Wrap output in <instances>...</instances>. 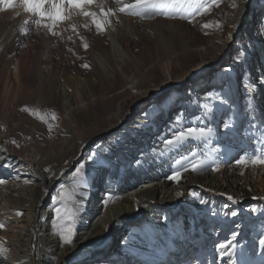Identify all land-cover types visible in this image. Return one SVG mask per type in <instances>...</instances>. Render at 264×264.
<instances>
[{
    "label": "bare ground",
    "instance_id": "bare-ground-1",
    "mask_svg": "<svg viewBox=\"0 0 264 264\" xmlns=\"http://www.w3.org/2000/svg\"><path fill=\"white\" fill-rule=\"evenodd\" d=\"M199 2L169 0L170 8L165 10L175 16ZM230 2L221 0L219 8L213 6L193 24L163 15L141 19L118 13L110 18L112 27L104 34H97L94 27L78 29L89 44L87 50L71 32L70 23L90 24L88 18L74 15L72 21L60 23L56 30L62 32L61 40L31 25V31L21 36L23 22L33 18L16 7L0 12V179L6 181L0 185V222L5 225L0 228V243L7 249L0 252V264L39 260L62 264L61 257L70 253L71 264H165L166 260L184 264L188 252L192 258L204 250V220L209 217L213 225L233 218L227 203L193 191L186 194L185 188L198 182L208 189L230 190L227 179H237L253 164L235 160L223 172H213L209 166L182 172L179 182L167 179L177 167L173 160L192 151L220 166L238 151L239 159L250 157L252 146L247 141L230 146L224 140L220 145V140L227 135L233 140L239 133L259 139L264 132V88L255 79L256 75L264 79L259 73L264 70V41L258 42L264 34V0H248L240 11L230 8ZM105 3L115 7L113 0ZM237 15L238 28L228 40V26ZM216 21L222 22V32L200 27ZM250 57L251 62L260 61L258 73L254 66L248 67ZM85 63L88 68L81 67ZM69 77L79 84L67 83ZM210 92L229 103L216 105L213 122L219 123V132L213 127L204 141L205 151L198 154L192 146L197 141L192 140L165 149L162 141L171 137L173 129L208 123L204 105L215 103ZM35 104L43 107L39 112L53 125L51 132L43 120L21 111L25 106L38 110ZM52 112L56 120L50 119ZM178 118L180 126L174 123ZM225 120L234 122L233 129L223 128ZM13 139L19 148L11 143ZM78 162L86 165V184L78 185L71 176L70 168ZM11 176L19 179L27 198L10 188ZM57 181L49 208L37 213V219L32 209H21L32 203L34 207ZM61 191L71 198L60 199ZM177 191L183 195L176 196ZM144 203L148 205L140 208ZM57 207L76 213L71 246L61 244L53 227ZM109 233L104 248L81 247L97 244ZM139 247L146 253L137 252Z\"/></svg>",
    "mask_w": 264,
    "mask_h": 264
},
{
    "label": "snow or ice",
    "instance_id": "snow-or-ice-1",
    "mask_svg": "<svg viewBox=\"0 0 264 264\" xmlns=\"http://www.w3.org/2000/svg\"><path fill=\"white\" fill-rule=\"evenodd\" d=\"M248 0H231L229 7L237 11L241 10L242 4H247ZM115 7L108 6L105 3V0H0V12H5L6 10L12 9L13 7L21 8L24 13L28 14L33 19L25 20L20 30L19 34L21 36L27 35L31 31L29 25L34 26L37 32L44 30L48 35L52 37H58L61 40L64 39L61 31H57V26L65 21H72L73 16H82L90 20V24L85 22L82 25H77L75 23H70L71 32L73 35L79 37L81 46L87 50L89 44L86 38L81 35L78 31L80 27L84 29L91 30V27H94L97 34H104L106 28L112 27V20L110 18L116 17L118 13L126 14L129 16H137L141 19H152L157 15H163L166 18H179L181 20H187L189 24L195 23L197 16H202L210 12L213 6L219 8L221 0H200L196 5H190L189 9L184 10L183 12L178 11L174 16L173 13L165 9L170 8L169 0H113ZM98 9L99 11L91 10ZM163 10V11H162ZM17 16L20 15L19 12L16 13ZM240 16L237 15L233 22L228 26L231 30L227 33V39L232 40L235 31L238 28V21ZM119 19L116 20V23H119ZM202 29L213 28L215 30L223 31V26L221 21H216L215 23H203L200 25ZM113 30H115L113 28ZM205 35L208 33L205 32ZM73 35H69L67 39L69 41L73 40ZM72 51V49H68ZM243 55V53H238ZM81 67L88 68V64H82ZM210 100L214 101V104H206L205 115L208 120V123L203 126H180L181 119L178 118L174 123L180 127L172 130V135L170 138H165L162 143L165 149L174 150L178 146H182L189 140L192 141H207L209 137L213 134L214 128L212 126V121L216 118L215 107L216 105H226L229 101L226 97L219 94L208 93ZM251 104V100L248 101ZM21 111L28 112L30 115L36 116L37 118L43 120L45 123L48 121L46 115H41L39 110L30 109L25 106L21 108ZM51 120H56L57 116L54 112L51 113ZM197 119H200L197 117ZM49 132L52 131L53 125L47 123ZM234 127V122L225 120L223 123V128L231 130ZM13 145L17 148L20 145L15 139L11 141ZM256 148L254 153L250 157H241L236 161L237 164H247L251 163L253 165H264V132L261 134V138L255 140ZM190 157L195 159H190ZM89 160H93V157L89 156ZM69 161H65V164H68ZM93 163H96L93 160ZM174 164L177 166L173 168L171 175L167 176L169 181L179 182L182 178V172H187L189 170L196 172L202 169H205L211 166L213 172L219 171L220 164L216 162H209L207 156L205 158H197V153L192 151L190 154H185L179 156V158L174 160ZM86 167L85 164L77 163V166L74 167V171L71 173L72 178L75 182L80 184H86L84 179L85 173L83 169ZM44 171H49L48 168H45ZM65 173L61 171L60 175L63 176ZM79 178V179H76ZM27 182V181H26ZM4 179H0V185L5 184ZM61 189L65 188L64 184L60 185ZM183 195L182 192L177 191L176 196ZM60 199L67 200L68 194L64 191L60 192ZM57 199L56 197L53 198ZM229 201L233 203H238V201L231 195L227 196ZM264 199V197H261ZM107 199L104 201L105 205L107 204ZM201 204L206 203V201L201 200ZM252 212H256L257 209H251ZM54 219L53 227L57 230L61 244L71 246L74 243V238L76 236V223L75 216L76 213H71L68 211L62 210V208H54ZM16 215H21L20 212H17ZM231 216L235 217L238 215L236 211H231ZM65 221H72L71 223H65ZM5 225L3 222H0V228H4ZM237 232L231 233V239L227 240L226 243H219L216 245L217 250L219 251L220 257H228L227 264H236L235 261V248L236 244L234 243L238 237ZM259 246L264 249V236L259 239ZM7 249L4 247L3 243H0V252H6Z\"/></svg>",
    "mask_w": 264,
    "mask_h": 264
},
{
    "label": "rangeland",
    "instance_id": "rangeland-1",
    "mask_svg": "<svg viewBox=\"0 0 264 264\" xmlns=\"http://www.w3.org/2000/svg\"><path fill=\"white\" fill-rule=\"evenodd\" d=\"M261 36H262V39L260 40L258 39V42L263 43L264 34L261 33ZM232 46H234V43H232ZM263 51H264V48H263ZM251 60H252V57L248 59V62H249L248 67L254 66V69H256V73H258L259 70L256 67L259 66V64H261L260 61L251 62ZM243 69L245 70L244 67ZM244 70L242 71L241 75L244 74ZM260 71L261 72L259 73L263 72L262 77L264 78V70L260 69ZM196 78H197V75L194 77V81L197 80ZM255 79H257V83L259 84V86H262V88H264V79H258L257 75L255 76ZM190 81L191 79L184 82V84L182 85V88L184 86L187 87L189 85L188 82ZM66 82L70 83L71 85L79 84V80L74 77H69L66 80ZM62 90L63 89L61 88H57V91H59L60 93H62ZM166 94L165 92L162 93V95H160L158 100L160 101ZM35 105L38 110H41L43 108L42 106L38 104H35ZM221 124L222 123H220V125ZM212 126L215 127L216 131L219 132V127H218L219 123L212 121ZM229 136L230 135L223 137L220 140L219 144L221 145L223 140H224L223 142H225L226 144L230 146H233L236 142L245 143V141H247V143H249L250 146H252V149L248 151L247 155L251 156L254 153V150L256 148L255 138L249 139L250 137L247 138V136H243L241 135V133L236 135V137H233V140H230ZM204 144H205L204 141H197L194 144H192V146L195 147L198 154L199 153L201 154L205 151ZM245 149L247 151V148H244L243 151H245ZM238 152L239 153L236 154V156H234L233 158H231V160L228 159L230 161L226 160L225 165L224 164L221 165L219 168V171L223 172L225 166L230 165L232 161H235V160L237 161L241 154L240 151ZM83 160L84 158H82L80 162ZM253 167L254 168L252 169L247 168L246 171L240 174L235 180L229 181L227 179L228 187L230 188V190L226 189L225 191H220L216 189H208V187L202 186L198 182L190 184L185 188L186 194L193 191V192L200 194L202 197H207V198L213 197L216 201H223L227 203V205L231 206V210L233 209L232 211H236L238 215L233 217L232 219H228L226 222L219 220L213 225L211 222H209V217L206 220H204V225L201 226V234L203 235V238L201 240L205 239L206 237V243L203 242L204 250H201L198 253V255H193L194 257L192 258L188 257L189 256V252H188L184 257L185 258L184 264H227V261L229 258L224 257L222 259L220 257L219 251L216 248V245L219 243H226L227 240L231 239L232 232H237L239 234L237 237V240L234 242L236 244L235 257H234L236 264H264V249H262L259 246V239L262 236H264V199H261V197H264V165H253ZM210 168L211 167H209L208 169ZM70 170L71 172H73L74 167H71ZM8 180H10L11 189H14L18 194L22 195V197L27 198L26 192L18 184L19 179H16L15 177L11 176L8 178ZM57 183L58 181L54 183L52 186H50L49 188H47L44 198L40 200L38 203H36L34 207H33L34 204L32 203L31 206H23L21 209L22 210L32 209V212L34 213V215L36 214L35 216L37 219V213L41 214L43 210H47L49 208L48 206L50 205V199H51L52 193L57 187ZM243 185H246V186H243ZM102 192L103 191L100 189L98 191V195L102 196L103 195ZM98 195L96 194V196ZM229 195L233 196L238 201V203H233L232 201H229L227 199V196ZM94 203H96V200L92 202V205H94ZM180 203H181V200L176 204L175 210L179 209ZM147 205L148 203H144L140 206V208L146 207ZM253 208L257 209L254 215H253V212L251 211V209ZM245 211H248L249 213L246 214ZM209 231H212V232L214 231L216 234L214 236L212 235V236L207 237L205 232H209ZM221 231H222V234H221ZM110 236L111 234L109 233V236L103 239L101 242L97 244H88V245L84 244V245H81V247L84 246V248H88V249L93 248L95 250L102 249L108 245V241L106 242V240L110 238ZM129 248H132V246ZM135 250H138L137 252H141L144 254L146 253V249H144V247H141V248L139 247V249L135 248ZM78 251L79 250H76V252ZM72 256L73 255L71 253L62 256L61 263L71 264L69 263V259ZM160 259L165 260V258H160ZM164 263L173 264L172 261H168V260H166ZM36 264H41V261L40 260L37 261ZM138 264H146V263L138 262Z\"/></svg>",
    "mask_w": 264,
    "mask_h": 264
}]
</instances>
